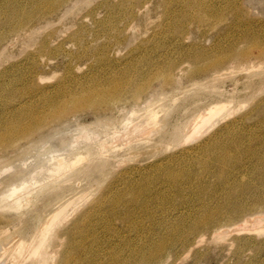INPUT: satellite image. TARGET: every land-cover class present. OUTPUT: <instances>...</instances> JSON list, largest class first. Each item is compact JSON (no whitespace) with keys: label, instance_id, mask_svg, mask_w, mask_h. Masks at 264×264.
Segmentation results:
<instances>
[{"label":"rangeland","instance_id":"rangeland-1","mask_svg":"<svg viewBox=\"0 0 264 264\" xmlns=\"http://www.w3.org/2000/svg\"><path fill=\"white\" fill-rule=\"evenodd\" d=\"M231 45L255 59L186 73ZM170 65L164 92L155 74ZM104 79L123 100L94 112ZM16 121L43 128L19 140ZM1 133L0 264H264V0H0ZM234 205L233 223L189 230Z\"/></svg>","mask_w":264,"mask_h":264},{"label":"bare ground","instance_id":"bare-ground-1","mask_svg":"<svg viewBox=\"0 0 264 264\" xmlns=\"http://www.w3.org/2000/svg\"><path fill=\"white\" fill-rule=\"evenodd\" d=\"M60 8V3L56 4V5H53L51 7L48 8L47 11H41L42 9H39V7H35L32 11H34L35 13L32 14L31 10L27 13V11H21V14H16L15 15V19L17 20L16 24H13L11 26V30H13L15 32V34L19 35L20 33L22 34L23 31L27 30L30 25H32L34 22H40L41 19L45 18V15L46 13H53V12H57ZM10 26V25H9ZM223 51V50H222ZM221 51V54L218 55V57L216 59L213 60V58H210V61L207 62V63H204L202 66L200 67H196V68H193L191 70H188L186 73H191V72H197V73H207L208 71L211 70V72H216L218 70H220L221 68L224 67V63H231V62H237L238 64L240 63H245V62H249V61H252V59L254 58L255 59V55L251 54V53H248L246 51H244L242 48H237V45H231L229 47L226 48V50H224L223 52ZM193 57H195L196 55L193 54L192 55ZM224 64V65H223ZM176 65V64H175ZM173 67L170 65L168 66V69H166L165 71H167V73L165 71H162V73L160 74H155L156 76H160V78L162 77V82H163V85H161L160 87V90L164 91V88L163 86L165 84H168L171 83L172 81V77L169 73V71H171ZM155 72V71H154ZM164 72V73H163ZM154 75V76H155ZM153 76V77H154ZM151 78V77H150ZM130 79V78H129ZM149 79V78H148ZM159 79V78H158ZM105 80V81H104ZM103 81H101L98 85L94 86V89L93 90H88V94L86 96V100L94 95H97L98 96V100H96L95 102H92L90 101L91 103L90 106H92V110L94 112H98L99 110L101 111H105V110H109L110 109V106H108L110 103L112 102H115V101H121L123 99L120 98V95L123 94V88H122V85L121 83L119 82L118 79H111V80H107V79H104ZM107 80V82H106ZM156 80V79H155ZM121 81V80H120ZM131 81V80H130ZM154 81V79H153ZM151 81V82H153ZM157 82V81H156ZM146 83V82H145ZM104 84H111L110 86L106 87L104 86ZM152 84V83H151ZM161 84V82L159 83ZM159 86V85H158ZM166 86V87H167ZM125 87H128V86H125ZM154 87V86H153ZM126 89V88H125ZM124 89V90H125ZM168 89V87H167ZM166 89V90H167ZM130 90V89H129ZM158 90V89H157ZM140 90H134L131 97L133 100V105L135 108H140L141 107V102L139 101L140 99V95H139V92ZM151 91V90H150ZM156 91V90H155ZM76 91L74 92H70L68 90H64L61 95L64 96V95H68L69 97H75L74 95ZM141 92V91H140ZM161 92V91H160ZM165 92V91H164ZM145 93H146V90H145ZM148 93V92H147ZM162 93V92H161ZM131 94V93H130ZM60 95V94H59ZM157 96L156 95V92H152L150 93L149 97H148V100L146 101V105L147 106L146 108H148L149 104H151V100ZM144 97V96H143ZM156 98V97H155ZM142 100V98H141ZM88 101V100H87ZM127 101V100H126ZM127 103V102H126ZM97 105H102V109L100 107H96ZM113 106V105H112ZM114 107V106H113ZM86 108V107H85ZM90 108V107H89ZM90 108V110H91ZM128 108V107H126ZM144 108V107H143ZM220 103H215L213 105H211L208 109H207V114L209 115H215L217 114L218 112H220ZM77 110V109H76ZM84 110V109H83ZM91 110V111H92ZM113 110V109H112ZM110 111V110H109ZM124 111V110H122ZM152 112V111H151ZM54 114H52V116H54L56 119H57V122L59 121L58 119L60 117L63 116L64 112L62 110H57V111H53ZM94 114V113H93ZM105 114V113H104ZM108 114V113H107ZM98 116V115H97ZM22 116L21 115H18V118H21ZM32 117V116H31ZM64 118V116H63ZM66 118V117H65ZM199 118V117H198ZM32 119H35L34 117L31 118ZM35 122V120H33ZM104 121V119H103ZM56 122V123H57ZM105 122V121H104ZM107 122V121H106ZM197 122V120H196ZM20 122L19 121H16L13 123V125L11 126H15L17 125V127H15V129H18L19 130V137L18 139L19 140H28L29 137H31L34 132L36 130H41V124H37L34 128L33 127H29L28 125L26 126L27 129H24L26 127H22V126H19ZM37 123V122H35ZM109 123V122H108ZM49 124V123H48ZM47 126V125H46ZM198 126V125H197ZM45 127V126H44ZM41 128V129H40ZM36 133V132H35ZM3 135V136H2ZM2 137H7V134L5 133H1ZM183 137V136H182ZM17 139V140H18ZM206 145V144H205ZM207 146V145H206ZM203 147V146H202ZM204 148V147H203ZM203 151H206V149L204 148ZM232 151V148L230 146H227L226 148H224V153L226 154L225 158L224 159H229V160H233L234 156L232 157H228L227 155ZM230 161V162H231ZM234 162V161H233ZM232 163V162H231ZM237 163V162H236ZM232 164H235V163H232ZM198 167V171L199 172H204L205 171V165H202L201 163H198L197 165ZM180 172H168L166 175L167 177L174 181V182H177L178 181V178L180 176L179 174ZM264 175V174H262ZM236 177V176H235ZM264 179V178H263ZM244 184H241V188L240 189H244ZM114 197V196H113ZM130 201H132L134 204H137V202L139 201L138 198H134V199H131ZM140 203V202H139ZM100 204L98 205V208H99ZM238 206H241V207H236V205L232 206L231 207V213H226L222 216L220 215L221 212H218L215 216L214 214H211L210 215V212L207 213V216L205 217H199L198 220L196 222H194L189 230L192 232L194 231H201V229H209L210 225H212L213 223H215L216 221H219L221 219H226L227 221H232L231 223L234 222V219L238 218L237 215H239L241 213V211L244 209L242 208V205H238ZM122 208V210L120 212H124L125 209H126V203L125 202H120V197L116 198L115 200H111L109 202V205L107 206L106 209H108L109 212H112L114 215H117L118 211L115 210V208ZM99 210V209H98ZM233 212V213H232ZM256 212H259V211H256ZM233 214V215H232ZM236 215V216H235ZM250 215H253V214H250ZM240 217V216H239ZM218 218H221V219H218ZM218 219V220H217ZM218 222V223H219ZM215 225V224H214ZM214 225H212V227H214ZM237 230V229H236ZM43 232H46V229L44 228L43 229ZM48 233V232H47ZM47 235V234H46ZM183 241V240H182ZM201 242V239H197V243ZM164 246L162 245H158L156 246L155 248V252L152 251L150 254L148 255H145L143 257V260H146V261H153L155 259H157V254L159 253L160 249L163 248ZM61 264H68V262L66 260H60ZM95 264H97L95 262ZM110 264H114L113 262H111Z\"/></svg>","mask_w":264,"mask_h":264}]
</instances>
